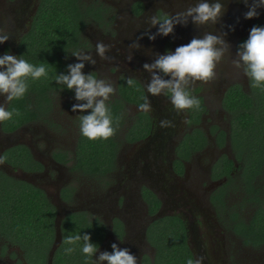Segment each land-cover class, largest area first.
<instances>
[{
    "label": "flooded vegetation",
    "instance_id": "1",
    "mask_svg": "<svg viewBox=\"0 0 264 264\" xmlns=\"http://www.w3.org/2000/svg\"><path fill=\"white\" fill-rule=\"evenodd\" d=\"M81 1L88 7L84 12L87 15V22L82 32L73 37V47L67 56L68 63L78 62L76 57L71 55L74 51L91 52L97 64L93 66L85 62V74L94 72L115 83L117 91L108 101V106L114 121L117 117L119 118V126L111 139L119 146L117 157L127 158L126 161L122 158L116 169L114 194L111 196L112 199L105 203L108 204L106 212L111 215V223L108 222L110 228H107V234L100 250L104 248L103 252H112V248L107 247L109 241H113L120 248L129 249L137 258L138 264H145L144 259L146 258L154 261L156 247L149 241L150 227L156 221L169 217L179 218L184 222L188 244L194 258L205 257L204 264H217L206 255L208 254L206 249L208 239L225 254L227 253V258L228 256L233 257L234 264H253L244 251L238 253L236 249L238 250L241 245L254 250L257 248L244 244V241L233 230L234 219L225 213L224 220H222L215 206V194L228 181L227 177L216 179L217 175H221V171H215L219 162L223 157H227L233 161L235 167L239 166L231 147V116L225 108V100L232 87L237 85L243 87V83L237 78L234 79L237 75L233 74L230 67L228 75L223 73L222 67H217L215 79L208 83L196 82L192 86V94L201 101L199 110H189L180 115L176 114L171 103L164 97H153L144 89L151 79V74L143 68L145 63H152L157 54L174 52L175 48L188 44L194 37L202 38L206 32L204 26L197 27L189 19L187 26L177 25L173 35L158 36L155 41H152L145 35L148 16L157 13L175 15L195 4L197 0ZM210 1L213 2V0ZM42 2L43 0H0V14L11 18L10 31L13 36L7 43L0 45V56L10 52L14 56L24 58L25 55L31 53L28 47ZM221 2L226 8L223 17L236 16L238 5L235 0L234 2L221 0ZM247 11L246 7L245 12ZM260 15L261 13L258 17L249 20L246 32L235 39L231 48V56L226 57L229 65L236 56L239 42L249 37L252 25ZM239 16L243 17L241 14ZM217 29L215 25L208 27L212 34L222 33V31L217 32ZM151 32L155 34L157 29L152 28ZM141 37L143 39H140ZM98 41L112 45L108 53L114 58L111 63L100 61L95 55V45ZM135 42L141 45L139 50L130 49V45ZM129 55L133 57L131 61L127 59ZM244 76L247 77L245 74ZM128 77L136 79L135 87L127 86ZM247 81H249L248 77ZM56 93L73 98V104L79 103L75 100L74 91L60 89L49 93L53 105ZM146 95L153 109L147 113L137 109L138 105L144 102ZM4 102L5 98L0 96V103ZM9 106L10 104L6 105L7 108ZM46 115L45 111H42L40 119L28 122L16 130L5 131L0 122V172L16 181L33 185L54 206L56 200L62 208L66 206L71 208L76 199V186L72 180L67 179V175L73 176L75 172L90 177L80 168H75L82 135L78 119L81 114L73 115L72 137L75 139L71 143L72 151H69L68 145L46 137L47 132L56 130V128L62 131L60 121L56 119L53 123H49V114ZM164 119L171 120L175 127L161 128L160 121ZM185 119L190 123H183ZM36 125L46 126L47 129L40 130ZM121 129L124 131L122 138L117 139ZM42 133L43 138L40 136ZM223 140L224 143L221 145ZM200 145L204 146L200 147ZM208 148H212L216 155L206 156ZM18 152H23L30 162L26 163L27 158L19 156ZM63 155L66 157L64 158ZM203 155L210 161L207 165L204 164ZM108 173L106 176H101L102 179L104 178L103 183ZM191 174L204 178V181L200 185L190 186ZM109 186L112 184L110 183ZM67 194H71L70 200L62 198V195ZM157 200L159 205H157ZM190 202H194V205ZM209 209L213 212H209ZM72 213L87 212L72 211L69 214ZM69 214L64 213L63 217ZM205 214L210 215V218L208 217L209 226H203ZM198 226L203 228V237L207 239L206 241L202 239L200 243L199 234L195 230ZM195 233L196 242L194 243ZM227 233H230L229 236H225ZM14 249L15 257L12 256L13 245L8 242L0 248V251L7 253V258L10 261L13 260V264H26L24 251L19 247ZM223 264H227V261Z\"/></svg>",
    "mask_w": 264,
    "mask_h": 264
},
{
    "label": "trees",
    "instance_id": "2",
    "mask_svg": "<svg viewBox=\"0 0 264 264\" xmlns=\"http://www.w3.org/2000/svg\"><path fill=\"white\" fill-rule=\"evenodd\" d=\"M85 9L88 7L81 0H43L28 47L31 53L24 59L36 66L44 63L48 76L29 79L26 95L11 102L8 108L19 110L21 115L2 122L3 130H16L37 121L42 111L49 114L52 106L49 93L62 89L55 76L68 72L67 56L73 47V37L86 26ZM254 26L264 27V10ZM247 39L243 38L239 45ZM225 108L231 116L230 141L239 166L235 167L227 157L219 162L215 171H221V175L216 179L227 177L228 181L215 194V206L222 220L225 213L234 219L233 230L244 244L259 248L264 245V87H253L250 80L248 90L239 85L232 87ZM223 143L224 140L220 144ZM118 150L119 146L111 138L93 141L81 135L75 168L103 181L101 176L114 171ZM18 155L26 157L23 152ZM25 162L30 161L27 158ZM70 196L62 195V198L70 200ZM56 216L55 206L39 189L0 172V239L23 250L26 264H49L56 236ZM150 228L149 241L156 247V256L154 261L144 259L145 264H186L190 257L195 259L181 219L167 217ZM61 230L62 243L53 264H86L79 248L65 255L67 245L63 241L68 235L88 234L100 250L107 234L105 223L87 213L67 215Z\"/></svg>",
    "mask_w": 264,
    "mask_h": 264
},
{
    "label": "clouds",
    "instance_id": "3",
    "mask_svg": "<svg viewBox=\"0 0 264 264\" xmlns=\"http://www.w3.org/2000/svg\"><path fill=\"white\" fill-rule=\"evenodd\" d=\"M248 8L245 19L258 17V9L264 8V0H243ZM226 8L221 0H197L195 4L175 15L160 14L148 16L145 35L149 40L155 41L158 36L174 34L177 25L187 26L189 19L197 27L218 24ZM12 20L0 14V45L7 43L13 36L10 31ZM152 28L157 32L153 34ZM234 31V29H233ZM227 33L212 34L205 32L202 38L194 37L188 44L178 46L175 51L166 54H157L152 63H145L143 68L151 74L150 82L144 86L146 93L153 97H164L171 103L177 115L189 110H199L200 99L192 94V86L196 82L208 83L216 78V69L227 56H231V45L225 40ZM140 39H143L141 37ZM141 45L135 42L130 49L139 50ZM112 45L98 41L95 45V55L100 61L111 63L114 59L108 53ZM77 63L67 66V74H58L55 81L70 91H74L75 100L72 112L80 113V132L89 140H108L112 138L119 126V118L114 121L108 101L116 94L117 87L109 78H102L97 73L85 74V62L95 66L96 58L91 52L83 50L74 51ZM129 61L132 55L127 57ZM236 69H243L244 74L252 82L253 87H264V27L254 26L248 39L238 46L236 58L232 59ZM48 76L44 63L39 66L29 63L23 57H17L10 52L0 56V96L5 98L0 103V122L19 117V110H8L6 105L22 99L29 89V79L39 80ZM170 77V78H166ZM128 87H135L136 79H126ZM138 111L151 112V102L146 95L144 102L138 105ZM183 123H190L183 120ZM115 124V126H114ZM161 128H172L175 124L168 119L160 121ZM91 236L80 233L70 234L64 238L67 245L65 255L73 254L77 248L86 258V264H138L137 258L127 248H120L116 243L111 245L112 252H100L99 259L93 257L99 251V246L91 242ZM122 242V241H121ZM205 257L189 258L186 264H204Z\"/></svg>",
    "mask_w": 264,
    "mask_h": 264
},
{
    "label": "rangeland",
    "instance_id": "4",
    "mask_svg": "<svg viewBox=\"0 0 264 264\" xmlns=\"http://www.w3.org/2000/svg\"><path fill=\"white\" fill-rule=\"evenodd\" d=\"M232 2H234V0H232ZM235 3L238 5V8L236 10V16H231L230 18L228 16H224V17H222L221 21L215 25L218 27L217 32L222 31V33H224V32L227 33V35L225 36V40L231 45V48L234 45L235 39L237 37H240L241 35H243L246 32V27H247L248 21H249L248 19H245V17H244L246 5L243 4L242 0H235ZM263 10H264V8L258 9V12L261 13V15H262ZM239 14L243 15V17H240ZM204 27L206 29V32L210 31V30H208L209 25L204 26ZM233 29H234V31H233ZM90 32L92 33L93 30L91 29ZM196 33H197V30H196ZM235 58H236V56H235ZM217 67H222V71L225 75H228L229 67H230L233 74L237 75L234 79L237 78L238 80H241V83H243L245 88L247 90L249 89V81L246 82L247 77L245 78L244 73L242 71V68L236 69L232 64L229 65L227 58L221 64H219ZM238 74H239V76H238ZM53 103H54V105L52 104V110L49 112V116H48L49 123H53V121H56V119H57L62 124L61 125L62 131H59L56 128V130L47 132L46 137L49 139H55L59 143H63V144L68 145L70 148L69 151H72L73 145L71 143H73V139H75L74 137H72L73 131H74L73 115L76 114V113L72 112L73 98L61 95V93H56L55 97L53 98ZM213 118L215 119V121H217L214 116H213ZM36 124H38V123H36ZM36 126L40 130L47 129L46 126L45 127H43L41 125H36ZM123 132L124 131L122 129H121V131H119L117 139L119 137L122 138ZM43 133H45V131ZM43 133L40 135L41 137H42ZM121 149H122V147H121ZM212 154L216 155V152H214L212 148H208L206 156H208V155L211 156ZM206 156L203 155L205 165H207L210 162ZM122 158L125 161L127 160V158L125 156H122L121 158L117 157L115 159V161H116L115 167L113 168L115 171H113L112 173H110L108 175V177L105 179V183H103L100 179L95 178V177H86V176L82 175V173L73 172V176L68 174L67 179L72 180L73 184L76 186V196H75L76 199L74 200L73 204L71 205V208H68L67 206L64 208L61 207L63 210V213L69 214L72 211H85L90 216H92L93 218H98L101 221H104L106 227L110 228L109 223H111V221H110L111 215H109L106 212V206L108 204H105V203L109 202L110 199H112L111 196H113V194H114V185H113V184H115L114 183V176L116 175L115 174L116 169H118L119 163H121ZM118 159H119V161H118ZM202 168H204V167H202ZM107 181H109V182L107 183ZM203 181H204V178L197 177L194 174H191L189 185L190 186H192V185L197 186L198 184L200 185ZM110 183L112 184V186H109ZM195 186H193V188H195ZM199 199H201V198L199 197ZM56 203H58V205H60V203L58 201H56ZM190 204L194 205V202H190ZM201 208L202 209L204 208V204L202 205ZM208 211L213 212L212 209H209ZM205 215L206 216L203 217V222H204L203 226H209L210 224L208 221V217L210 215L209 216L207 214H205ZM195 230L199 234V238H198L199 243L202 239H205V241L207 240L205 237H203V233H202L203 228L198 226L197 228H195ZM195 230H194V232H195ZM229 234L230 233H227L225 236H229ZM195 237H196V233L193 236L194 243L196 242ZM113 243H114L113 241H109V245L107 248L108 249L112 248L111 245ZM5 244H6V242L4 240L0 239V248L3 247ZM14 248L15 247L13 246V251H12L13 257H15V254H14L15 249ZM103 249L98 251L97 256H96V260L99 259V254H100V252H103ZM206 249L208 250V254H206V255L210 256L213 261L217 262V264H219V263L223 264L224 261H227V264H234V258L233 257L229 258V256L227 258L226 257L227 253L225 254L222 250L219 249V247H217L216 245H213L211 243V240H209V239L207 241ZM236 251L238 253H240L241 251L242 252L244 251V254L247 255L249 260L251 259L253 261V264H263L264 246L254 250V249H250L247 247L244 248L241 245V247L238 250L236 249ZM0 253L2 254V255H0V264H13L12 263L13 260L10 261L7 258V256H6L7 253H4L3 251H0ZM196 253H197V255H199L198 251H196ZM105 264H106V262H105Z\"/></svg>",
    "mask_w": 264,
    "mask_h": 264
},
{
    "label": "water",
    "instance_id": "5",
    "mask_svg": "<svg viewBox=\"0 0 264 264\" xmlns=\"http://www.w3.org/2000/svg\"><path fill=\"white\" fill-rule=\"evenodd\" d=\"M54 204L57 208V216H56V220H55V229H56V236H55V242L54 245L52 247V250L49 254V264H53V258L55 256V253L57 252V250L59 249V247L61 246L62 243V230H61V225H62V221H63V210L61 208V205H58V203H56V200L54 201Z\"/></svg>",
    "mask_w": 264,
    "mask_h": 264
}]
</instances>
